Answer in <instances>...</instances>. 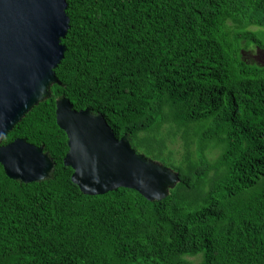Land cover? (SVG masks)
<instances>
[{"label": "trees", "instance_id": "obj_1", "mask_svg": "<svg viewBox=\"0 0 264 264\" xmlns=\"http://www.w3.org/2000/svg\"><path fill=\"white\" fill-rule=\"evenodd\" d=\"M53 95L9 133L56 162L23 183L0 163V264H264V0H68ZM180 173L162 201L86 195L57 99Z\"/></svg>", "mask_w": 264, "mask_h": 264}, {"label": "water", "instance_id": "obj_2", "mask_svg": "<svg viewBox=\"0 0 264 264\" xmlns=\"http://www.w3.org/2000/svg\"><path fill=\"white\" fill-rule=\"evenodd\" d=\"M68 0H0V163L9 178L23 183L53 177L56 162L44 146L9 133L33 108L61 85L56 69L66 56L63 44L71 30ZM57 121L69 137L66 166L86 195L119 188L162 201L181 180L180 173L133 147L128 134L117 138L106 117L90 108L77 110L57 99Z\"/></svg>", "mask_w": 264, "mask_h": 264}, {"label": "rangeland", "instance_id": "obj_3", "mask_svg": "<svg viewBox=\"0 0 264 264\" xmlns=\"http://www.w3.org/2000/svg\"><path fill=\"white\" fill-rule=\"evenodd\" d=\"M249 56L257 62L264 64V51L257 50L256 52L249 54Z\"/></svg>", "mask_w": 264, "mask_h": 264}]
</instances>
